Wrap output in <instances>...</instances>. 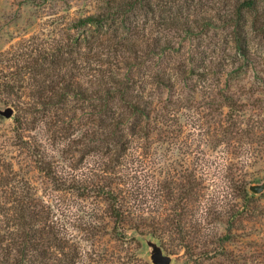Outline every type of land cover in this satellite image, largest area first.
Returning <instances> with one entry per match:
<instances>
[{
    "label": "rangeland",
    "instance_id": "374dc122",
    "mask_svg": "<svg viewBox=\"0 0 264 264\" xmlns=\"http://www.w3.org/2000/svg\"><path fill=\"white\" fill-rule=\"evenodd\" d=\"M241 1L0 0V264H264V0ZM110 78L134 83L147 133L108 135Z\"/></svg>",
    "mask_w": 264,
    "mask_h": 264
},
{
    "label": "trees",
    "instance_id": "16d2710c",
    "mask_svg": "<svg viewBox=\"0 0 264 264\" xmlns=\"http://www.w3.org/2000/svg\"><path fill=\"white\" fill-rule=\"evenodd\" d=\"M129 5V4H128ZM254 0H242L241 3L239 4V7H238V10H237V13L240 14V12L242 10H246V9H254ZM94 19L93 16H88L84 19H82L81 21L84 22V21H89V20H92ZM237 35L234 36V38H236ZM239 41L238 38H236V41ZM237 41V42H238ZM244 46H242V44H236L235 46V50L238 51L239 54H241V58L243 59H247L248 54H247V50H245L246 48H243ZM58 87V86H57ZM135 86H134V83H130V82H127V81H122V80H114L113 78H110V81H109V84L106 86V93H107V100L110 99H114L115 97L119 99V101L121 102V105L123 107V109L121 110V112H119V110H117V114L116 116L114 117V114H115V111H113L112 113V118L110 119L109 122H106L105 123V127L108 129V135H114V131L118 129V127H120V125H122L129 117H133V119H136V123L137 125L133 124L131 127V129H138L139 131H144V133H147L146 132V129H144V127L142 128L141 127V124H142V115L144 116H147L148 113L145 112L144 108L146 107V104L144 105V103H142V96L140 94H138L137 96H134V97H137L138 100H134L133 97H132V91L134 90ZM88 89H82L80 84L77 85V87H74L73 86V83H70V82H64V84L60 85L58 87V94L57 95H66V94H70V93H74L75 91L77 92H80L84 95V93L86 92H90V91H87ZM226 90H229V88L227 87ZM109 94V96H108ZM224 97L229 101H234L235 97L234 96H231L230 93H227L224 95ZM44 104L43 105H46V104H51L52 101L50 100H46L45 102H43ZM227 103V102H226ZM107 105V104H105ZM105 111L107 113L110 114V111H111V107H107L105 109ZM127 111V113H126ZM126 113V115H125ZM135 125V128H133ZM94 125L92 126V130L93 129ZM118 132V130H117ZM119 138V137H117ZM112 140H115V146L113 147H107V150L106 152H109L107 154H109L108 156V163L109 165H111L110 167H113L115 164L118 163V155H122V153H124L125 151V147H126V143L124 141V139H122L121 137L119 138V140L117 139H112ZM117 145H118V148H117ZM118 152V154H117ZM75 165L77 164H72L71 165V168L72 166L75 167ZM40 167L44 170V171H47L45 173H48L49 175L52 174V170L50 168V164L49 162H46L45 159H42L40 160ZM70 177L71 179H73L74 181H71L70 183ZM66 178H68L69 181L64 188H68V189H78L81 191L82 194L85 193V191L87 189H91L93 190V195L94 196H98V197H111L113 198V201L109 207V210L110 211V216L113 218V222L117 223V224H122L124 223V221L127 219V214L129 212L128 209L126 210H123V206H121L120 204H117L118 202L117 201V196H114V194H112V191L109 189V190H106L103 188V185L102 183L98 184V183H95V181L92 179L90 180H79L77 178V176H66ZM62 180V179H61ZM60 180V181H61ZM66 180V179H65ZM58 181V182H60ZM64 180H62L63 182ZM83 181H88V185H85L83 183ZM89 185H92V186H89ZM88 186V187H87ZM87 188V189H86ZM143 189L140 188V187H137L135 189V193L137 194V197L141 194V192ZM245 194H247V191L245 190V188H243L242 190ZM22 219V217H19V219Z\"/></svg>",
    "mask_w": 264,
    "mask_h": 264
},
{
    "label": "water",
    "instance_id": "95a60500",
    "mask_svg": "<svg viewBox=\"0 0 264 264\" xmlns=\"http://www.w3.org/2000/svg\"><path fill=\"white\" fill-rule=\"evenodd\" d=\"M4 114H5V116L9 117L12 114V109L6 108L4 110ZM251 189L253 191H257L260 189V186L255 185V186H252ZM154 262L156 264H169V257L166 255H162V254L158 253L154 256Z\"/></svg>",
    "mask_w": 264,
    "mask_h": 264
}]
</instances>
